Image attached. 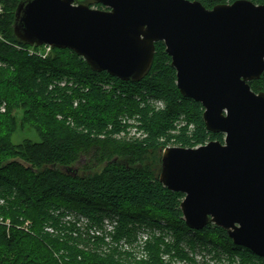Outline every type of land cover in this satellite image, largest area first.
Here are the masks:
<instances>
[{"label":"trees","instance_id":"trees-1","mask_svg":"<svg viewBox=\"0 0 264 264\" xmlns=\"http://www.w3.org/2000/svg\"><path fill=\"white\" fill-rule=\"evenodd\" d=\"M21 1L0 0V215L32 218L38 234L1 225L0 264L197 263L199 252L216 264H264L222 227L191 229L185 194L160 180L169 143L197 147L225 137L207 129L203 104L181 93L165 43H156L139 81L97 72L69 48L43 58L15 35ZM199 1L212 9L236 0ZM250 85L264 92V73ZM15 109L38 141H13ZM132 128L141 136L129 137ZM76 166L79 173L67 171ZM137 247L145 255H135Z\"/></svg>","mask_w":264,"mask_h":264},{"label":"water","instance_id":"water-1","mask_svg":"<svg viewBox=\"0 0 264 264\" xmlns=\"http://www.w3.org/2000/svg\"><path fill=\"white\" fill-rule=\"evenodd\" d=\"M96 2L106 9L84 0H22L15 35L31 46L72 49L93 70L124 81L142 79L156 43L164 42L181 93L201 102L207 129L225 137L166 147L160 180L185 194L181 208L191 229L213 223L264 258V92L250 85L264 73V4Z\"/></svg>","mask_w":264,"mask_h":264},{"label":"rangeland","instance_id":"rangeland-1","mask_svg":"<svg viewBox=\"0 0 264 264\" xmlns=\"http://www.w3.org/2000/svg\"><path fill=\"white\" fill-rule=\"evenodd\" d=\"M94 8L106 9V7H104V6H102V7L94 6ZM39 51H41L42 54H46V57L51 55V53H52V50H50V49L48 50L46 47L40 48ZM13 115L16 116V118L18 120V128H17V131H15V133L13 134V141L16 144L21 143L22 141H24L26 139H32V140L38 141L39 138L34 133V131L32 130V127L29 125H26L24 123V110L23 109H15L13 111ZM135 129L136 128L129 129V134H127V135H129V137H133V136L140 137L141 134L138 131H136ZM173 133L178 134V131H174ZM168 146H178V145L174 144V142H171V143H169ZM165 148L160 151L161 156L163 155ZM73 168L78 169L77 166L73 167ZM78 173H79V170H78ZM0 217H4L5 219L8 220V222H10L11 226H5V225L3 226L7 229L8 232L12 228H16L18 230H23V231L30 233L32 235L38 234L36 222L32 218H29V217L26 218L24 215H21V216L16 218V219H18V221H15L13 219V217H10V216L0 215ZM143 249H144L143 247H137V249L135 251L133 250L134 254L138 255V256L139 255L140 256L145 255ZM196 259H197V263H188V262L182 261V260H176V261H172V262H173V264H216V262L212 259L211 254H208V253L199 252L196 254Z\"/></svg>","mask_w":264,"mask_h":264},{"label":"built area","instance_id":"built-area-1","mask_svg":"<svg viewBox=\"0 0 264 264\" xmlns=\"http://www.w3.org/2000/svg\"><path fill=\"white\" fill-rule=\"evenodd\" d=\"M3 11V7L2 6H0V13ZM0 38H2V36L0 35ZM42 47H46L48 50L50 49V50H52V47L51 46H47V45H44V46H41V47H39V48H35V47H32L31 49H30V53L31 54H36V55H38V56H41V57H43V58H46V54H42V52L41 51H39V49L40 48H42ZM1 110H5V107L3 106L2 108H1ZM136 131H137V129H135ZM140 133V132H139ZM141 134V133H140ZM1 225H5V226H11V224H10V222H8V220L7 219H5L4 217H0V226Z\"/></svg>","mask_w":264,"mask_h":264},{"label":"flooded vegetation","instance_id":"flooded-vegetation-1","mask_svg":"<svg viewBox=\"0 0 264 264\" xmlns=\"http://www.w3.org/2000/svg\"><path fill=\"white\" fill-rule=\"evenodd\" d=\"M78 173V172H77ZM76 174V173H75Z\"/></svg>","mask_w":264,"mask_h":264}]
</instances>
